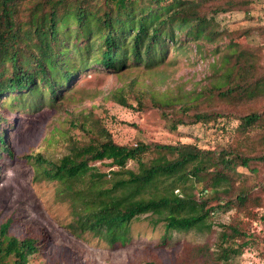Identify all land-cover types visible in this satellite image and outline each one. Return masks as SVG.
<instances>
[{
  "label": "trees",
  "instance_id": "trees-1",
  "mask_svg": "<svg viewBox=\"0 0 264 264\" xmlns=\"http://www.w3.org/2000/svg\"><path fill=\"white\" fill-rule=\"evenodd\" d=\"M240 1L0 0V95L7 96L6 112L14 116L25 107L24 98L56 106L64 87L93 64L117 73L139 64L151 67L166 55L168 42L190 41L204 58L212 57L207 82L199 89L180 93V101L162 102L150 93L134 96L136 105L121 95L117 101L137 111L157 108L171 130L232 117L239 121L240 135H264V26L229 31L215 25L219 12ZM250 35L259 37L255 46L236 39ZM5 120L0 114V161L12 155ZM77 126L85 141L70 138L55 161L36 155V173L55 179L59 192L81 206L68 225L73 233L88 230L113 244L147 214L153 224L162 223L164 244L173 232L210 230V213L233 208L235 215L213 248L186 245L178 257L145 264H225L257 243L236 218L240 212L255 216L252 207L263 200L258 164L264 152L230 143L218 148L181 141L118 143L95 114L83 116ZM104 160L116 167L108 177L94 165ZM128 160L136 169L126 166ZM85 176L92 180L89 186L75 190ZM191 181L198 183L195 195L184 190ZM14 224L11 218L0 223V264H32L39 238Z\"/></svg>",
  "mask_w": 264,
  "mask_h": 264
},
{
  "label": "rangeland",
  "instance_id": "rangeland-1",
  "mask_svg": "<svg viewBox=\"0 0 264 264\" xmlns=\"http://www.w3.org/2000/svg\"><path fill=\"white\" fill-rule=\"evenodd\" d=\"M171 1L164 0L163 4ZM215 25L229 31L264 26V0H253L251 4L241 0L227 11L219 12ZM236 39L251 46L259 42L257 35ZM168 43L166 55L151 67L139 64L117 73L99 64L91 65L64 87L56 106L37 104L36 97L24 98L25 107L12 116L6 112V94L0 95V114L6 118V141L12 151L11 156L2 157L0 161V223L11 218L16 230L39 238L37 251L30 259L32 264H145L149 260L178 257L186 245L208 243L213 248L219 231L235 215L233 208L212 212L208 220L210 230L173 232L172 237L161 244L162 223L153 224V217L144 214L129 224L123 238L111 244L88 230L73 233L68 225L74 220L73 211L81 206L66 192H59L55 179L36 173L37 154L55 161L66 152L70 138L86 140L77 122L89 114L97 115L118 143L181 141L205 148L230 143L246 151L263 153L264 135L255 131L240 135L236 129L239 121L235 118L223 117L213 124L178 125L176 130H171L157 108L137 111L117 101V95H121L136 105L134 96L145 94L147 98L149 93L162 102L180 101V93L199 89L207 82L212 57L204 58L190 41L179 42L177 46ZM106 162L96 161L94 165L108 177L109 171L116 167ZM258 165L261 177L264 161ZM126 166L136 169V162L128 160ZM91 181L85 176L73 187L85 189ZM197 188L198 183L191 181L184 190L195 195ZM252 210L255 216L240 212L236 219L244 222L257 243L231 256L225 264H264V220L260 217L264 215V197Z\"/></svg>",
  "mask_w": 264,
  "mask_h": 264
}]
</instances>
